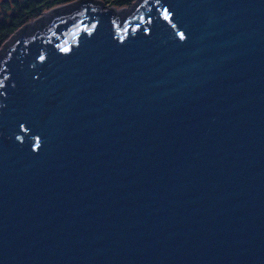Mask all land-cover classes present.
Returning <instances> with one entry per match:
<instances>
[{
  "label": "water",
  "instance_id": "water-1",
  "mask_svg": "<svg viewBox=\"0 0 264 264\" xmlns=\"http://www.w3.org/2000/svg\"><path fill=\"white\" fill-rule=\"evenodd\" d=\"M120 11L0 48V264H264V0Z\"/></svg>",
  "mask_w": 264,
  "mask_h": 264
},
{
  "label": "trees",
  "instance_id": "trees-1",
  "mask_svg": "<svg viewBox=\"0 0 264 264\" xmlns=\"http://www.w3.org/2000/svg\"><path fill=\"white\" fill-rule=\"evenodd\" d=\"M76 0H0V48L18 30L27 29L32 33L36 28L45 23L38 22L32 28L29 24L37 20L43 12L55 8L58 10L63 4ZM110 6H126L134 0H101Z\"/></svg>",
  "mask_w": 264,
  "mask_h": 264
},
{
  "label": "rangeland",
  "instance_id": "rangeland-1",
  "mask_svg": "<svg viewBox=\"0 0 264 264\" xmlns=\"http://www.w3.org/2000/svg\"><path fill=\"white\" fill-rule=\"evenodd\" d=\"M140 2V0H134L133 2H132V4H130V5H126V6H118L117 7V9L118 10H122L123 8H124V11H120V13L122 14V15H126L130 10H132L133 8H135V6L138 4ZM54 9V8H53ZM52 9V10H53ZM35 21L36 20H33V21H31L30 23H35Z\"/></svg>",
  "mask_w": 264,
  "mask_h": 264
}]
</instances>
